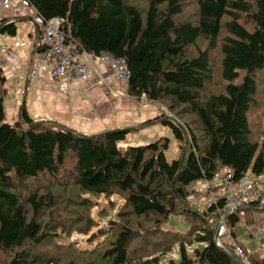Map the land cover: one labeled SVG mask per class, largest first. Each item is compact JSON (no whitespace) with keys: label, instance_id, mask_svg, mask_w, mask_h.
Listing matches in <instances>:
<instances>
[{"label":"trees","instance_id":"obj_1","mask_svg":"<svg viewBox=\"0 0 264 264\" xmlns=\"http://www.w3.org/2000/svg\"><path fill=\"white\" fill-rule=\"evenodd\" d=\"M28 1L45 20H63L81 50L125 60L128 95L167 109L147 124L170 129L179 157L168 161V139L135 146L127 130L55 129L25 106L9 122L0 66V264H241L216 244L226 199L198 205L188 188L223 170L236 183L264 174V124H253L262 115L264 0ZM17 33L1 21L0 36ZM115 197L122 207L115 220L99 212L106 227L93 234L104 238L94 250L58 243L98 228L90 199L114 210ZM246 212L264 213V202L227 214L228 231L249 264H264L261 248L242 243ZM172 216L188 231L169 229Z\"/></svg>","mask_w":264,"mask_h":264},{"label":"crops","instance_id":"obj_2","mask_svg":"<svg viewBox=\"0 0 264 264\" xmlns=\"http://www.w3.org/2000/svg\"><path fill=\"white\" fill-rule=\"evenodd\" d=\"M3 19H10V14L4 10L0 12V24ZM14 23L18 28L17 36H0V46L8 45L15 55L12 59L6 56L0 59L6 78L5 109L9 122L16 120L20 108L25 106L34 120L50 122L55 129L66 128L87 136L127 130V143L135 146L168 139V161L179 157V143L170 129L159 123L147 124L160 115L161 106L130 97L127 83L114 77V64L103 62L99 57L93 58L87 78L69 87L51 81L47 74L33 77L32 62L35 58L32 52L40 40L36 39L28 20ZM99 78L104 80L103 84H98ZM245 218L248 224L257 227V232L264 227V213L250 212ZM262 239L263 236L260 243L254 242L259 248L264 247ZM253 241V238L242 237L246 248L255 245Z\"/></svg>","mask_w":264,"mask_h":264},{"label":"built area","instance_id":"obj_3","mask_svg":"<svg viewBox=\"0 0 264 264\" xmlns=\"http://www.w3.org/2000/svg\"><path fill=\"white\" fill-rule=\"evenodd\" d=\"M0 9L10 14V20H31L38 28L40 44L42 48L36 51L32 76L38 77L47 74L49 79L59 85L72 86L88 76L91 60L100 58L103 62L114 64V77L116 80L127 83L128 72L124 59L114 60L107 54L95 55L87 53L64 35L61 25L63 20H45L39 15L28 0H0ZM6 56L14 58L8 45L0 46V59ZM98 84H103L102 78ZM168 113L167 109L161 106L160 113ZM207 188V198L204 206L216 205L221 197L226 199L224 215L220 218L216 232L217 246L235 254L241 264H249L248 252L232 239L227 225L226 215L235 213L249 203L264 202V174H248L239 183L233 180V174L228 171H220L210 181H204ZM264 227L252 233V238L260 243L259 233L263 234ZM262 258H264V247Z\"/></svg>","mask_w":264,"mask_h":264},{"label":"rangeland","instance_id":"obj_4","mask_svg":"<svg viewBox=\"0 0 264 264\" xmlns=\"http://www.w3.org/2000/svg\"><path fill=\"white\" fill-rule=\"evenodd\" d=\"M1 10V9H0ZM2 11V10H1ZM0 11V12H1ZM244 75H241V77L239 79H237L234 83L236 85H240L243 81ZM258 84H259V98L258 101L261 105V117L253 124H264V75L261 77L257 78ZM190 192H193L194 190L197 191V194L199 193V195H195V200H197L196 204H203L206 201L207 198V188L205 185L204 181H199L196 182L192 185H190V187L188 188ZM202 193V194H200ZM201 195V196H200ZM91 202L94 204V206H96L95 208L93 207L91 210V214H92V219L97 223L98 228L94 229L90 235H80V234H74L70 239H63V240H59L58 243L60 245H74L76 246L77 249L81 250V251H92L94 250L98 244L102 243L104 238H95L93 239V234H95L96 232H98L99 229L106 227V223H103V221H105V219H101L99 217V212H101L102 210H107L108 214H109V219H114L115 220V215L117 214L118 210L122 207L121 205L123 204V200H120L118 197H115V205L116 208L114 210H112L108 204V202L103 199H96V198H92L90 199ZM195 200H193L195 202ZM203 201V202H202ZM202 202V203H201ZM250 213V212H246L244 213V232L246 231V238H248L249 240H252V238L249 236L248 232L249 229L252 227L251 224H248L246 222V214ZM251 227H249V226ZM255 228H257L256 226H254ZM168 228L171 230H177L180 232H187L188 231V225L187 223H185L181 218L177 217V216H172L169 220V224H168ZM259 236H264V234L259 233ZM92 240V241H91ZM255 241H253L254 243ZM243 243V242H242ZM255 244V243H254ZM244 245V244H243ZM256 245V246H255ZM251 245L249 246L251 249H258V245ZM264 246V245H262ZM170 258H165L162 260L161 264H166L167 261H169Z\"/></svg>","mask_w":264,"mask_h":264},{"label":"water","instance_id":"obj_5","mask_svg":"<svg viewBox=\"0 0 264 264\" xmlns=\"http://www.w3.org/2000/svg\"><path fill=\"white\" fill-rule=\"evenodd\" d=\"M28 21H29V23L33 26V28H34V32H35V35H36V39L38 40V38H39V33H38V28H37V26L35 25V23H34L33 21H31V20H28ZM36 47H37V43L35 44V46H34V50H33V52H32L34 58H35V55H36ZM33 63H34V60H33V62H32V67H33ZM215 239H216V237H215ZM216 244H217V239H216Z\"/></svg>","mask_w":264,"mask_h":264}]
</instances>
